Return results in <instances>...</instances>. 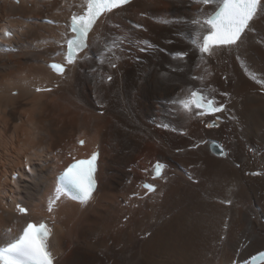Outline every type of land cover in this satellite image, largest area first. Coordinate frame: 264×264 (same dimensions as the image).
Listing matches in <instances>:
<instances>
[{
    "label": "bare ground",
    "instance_id": "obj_1",
    "mask_svg": "<svg viewBox=\"0 0 264 264\" xmlns=\"http://www.w3.org/2000/svg\"><path fill=\"white\" fill-rule=\"evenodd\" d=\"M220 1L133 0L103 14L55 76L62 24L87 0H0V248L35 220L52 227L54 264H233L264 250V2L238 45L208 56L202 35ZM193 90L224 111H185ZM95 147L94 194L59 197L58 173ZM142 151L155 160L136 176ZM155 161L165 169L147 194Z\"/></svg>",
    "mask_w": 264,
    "mask_h": 264
},
{
    "label": "snow or ice",
    "instance_id": "obj_2",
    "mask_svg": "<svg viewBox=\"0 0 264 264\" xmlns=\"http://www.w3.org/2000/svg\"><path fill=\"white\" fill-rule=\"evenodd\" d=\"M129 0H87V8L83 15L72 17L71 31L76 34L74 39L68 40V53L66 61L68 64L75 63V53L82 48L87 47L88 34L92 31L93 25L99 17L105 13L112 12L114 9L127 4ZM201 3H211V0H200ZM264 0H226L225 9L217 14L213 20H209L211 30L203 36V43L199 51L202 54L211 56L217 49L224 47H232L239 44L242 34L249 26V22L253 20L258 6ZM139 27V25H137ZM143 51V49H142ZM186 53L180 52L176 56L183 58ZM113 68L115 64L111 65ZM49 67L58 75L65 74V66L62 64L52 63ZM112 77L108 76L111 81ZM42 89L37 88V91ZM51 91V89H43ZM205 101L206 104H205ZM173 103H177L174 101ZM185 111L190 112L192 108L199 111L197 115H214L222 111V106H216L212 100H207L206 97L198 95L195 91L191 93V98L188 101H179ZM209 128L215 127L214 123L207 125ZM83 144V141H80ZM223 155V152L218 153ZM96 155L93 154L88 161H77L75 164L69 165L63 173L67 184L77 189L80 193L77 199L87 201L92 194L94 179L92 176V164L95 161ZM82 165H87V172L74 175L77 168ZM159 162L155 166L156 175H160ZM255 174V173H254ZM146 188L152 190V185H145ZM21 213H26L27 209L17 205ZM48 211H52L51 203ZM47 236L46 225L43 223L34 224L28 222L22 230V234L14 243H9L6 252L14 253V258L5 261V264H51L49 254L46 251L44 238Z\"/></svg>",
    "mask_w": 264,
    "mask_h": 264
},
{
    "label": "rangeland",
    "instance_id": "obj_3",
    "mask_svg": "<svg viewBox=\"0 0 264 264\" xmlns=\"http://www.w3.org/2000/svg\"><path fill=\"white\" fill-rule=\"evenodd\" d=\"M17 3V2H16ZM29 21V20H28ZM142 52H144V50L142 51L141 50V53ZM42 60H43V58L42 59H39V61L36 63L38 66L39 65H42ZM197 89V88H196ZM14 94V93H13ZM47 100H49V101H51V98H46ZM94 107H95V105H94ZM96 109V108H95ZM99 115H101V114H99ZM74 134L75 133H71V134H69V136H68V138H65V143L68 145V146H72V145H74L73 144V141H74ZM179 135H182L180 132L178 133ZM20 147H21V145H18L17 146V150H20ZM58 148H61V146H59V147H57V146H55V147H52L51 148V151L52 152H56V150L58 149ZM0 149L2 150V148L0 147ZM47 150V149H46ZM143 150H145V149H143ZM3 151V150H2ZM12 151H13V149H12ZM49 151V150H48ZM15 153V152H14ZM145 153V154H144ZM149 153H146V152H144V151H142V153L141 152H139V153H137L136 155H135V158H134V161H135V164H134V167H131L132 169H133V171H134V174L136 175V176H138V175H143V176H145L146 175V173H147V171H146V169H142L143 167L144 168H147L149 165V163H151L152 161H153V159L155 160V158H153V157H155V156H152V158L150 157V155L151 154H149ZM145 155H147V156H145ZM150 158V159H149ZM147 160H150V161H147ZM2 162H0V167L2 166ZM147 165V166H146ZM142 167V168H141ZM131 168H130V170H131ZM141 168V169H140ZM5 169V171H6V168H4ZM1 179H0V184L2 183V177H0ZM228 204V203H227ZM230 204H228V206H229Z\"/></svg>",
    "mask_w": 264,
    "mask_h": 264
}]
</instances>
